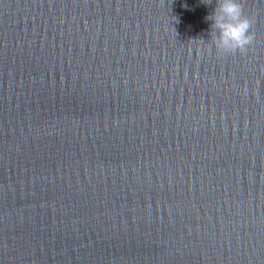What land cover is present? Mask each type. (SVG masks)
<instances>
[{"label":"water","instance_id":"obj_1","mask_svg":"<svg viewBox=\"0 0 264 264\" xmlns=\"http://www.w3.org/2000/svg\"><path fill=\"white\" fill-rule=\"evenodd\" d=\"M0 0V264H264V0ZM205 3H210L205 4Z\"/></svg>","mask_w":264,"mask_h":264},{"label":"clouds","instance_id":"obj_2","mask_svg":"<svg viewBox=\"0 0 264 264\" xmlns=\"http://www.w3.org/2000/svg\"><path fill=\"white\" fill-rule=\"evenodd\" d=\"M206 20L211 22L210 40L220 54L243 53L254 40L253 20L244 13L240 0H215Z\"/></svg>","mask_w":264,"mask_h":264}]
</instances>
